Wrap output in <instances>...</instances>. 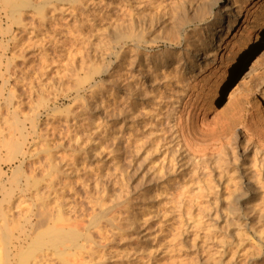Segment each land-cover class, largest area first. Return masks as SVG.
I'll return each instance as SVG.
<instances>
[{
  "label": "rangeland",
  "instance_id": "obj_1",
  "mask_svg": "<svg viewBox=\"0 0 264 264\" xmlns=\"http://www.w3.org/2000/svg\"><path fill=\"white\" fill-rule=\"evenodd\" d=\"M223 1L215 0L213 13L217 17L226 6L237 11L244 3L252 10L244 26L242 17L239 26L224 37L227 47L239 30L236 44L245 39L247 29L258 30L264 22V3L230 0L227 5ZM188 16L194 21V12ZM168 17L166 0H27L16 6L0 0V110L4 111L0 114V132L17 133V119L28 125L34 120L41 128L55 123L60 135L52 143L63 140L67 155H77L74 152L79 149L81 163L71 178L75 191L70 189L61 197L72 202L76 197L87 211L97 200L106 207L116 204L114 214L123 221L117 232L103 221L100 225L108 231L107 236H93L104 252L102 264H264L262 200L246 198L240 204L208 207L210 213L203 212V220L198 211L182 210L181 218L179 210L166 205V169L160 172L162 162L166 163V104L159 119L144 104L151 102L153 89L166 77L162 58L172 53L173 47L161 38L166 37ZM178 20L167 22L174 33L186 37L193 54L191 43L199 38L197 25L190 21L179 26ZM83 37L89 44H83ZM121 48H125V58L117 67ZM88 52L97 58L84 64ZM153 55L157 58L151 64L154 68L149 69L146 65ZM228 57L219 54L217 62L196 69L192 83L196 98L201 105L212 101L211 108L205 110L208 122L234 120L230 108L236 104L245 108L241 115L244 121L259 111L244 98L252 89L264 103V39L242 72L227 84ZM5 77L8 85H4ZM135 84L141 90L134 93ZM139 93L142 99L134 100L133 94ZM174 96L176 100L179 94ZM192 113L191 121L195 122ZM261 117L264 122V111ZM242 126L236 127L239 134ZM129 140H140L137 147L141 146L134 150L135 144H126ZM30 160L20 176L30 172L33 165L37 167L38 158ZM19 166L17 162L5 171L13 177ZM36 175L43 178L39 172ZM21 184L24 187L26 180L21 179ZM30 200L27 204L32 203ZM19 212L10 226L22 224ZM49 224L56 226V220L49 218ZM37 230L39 235L42 232L39 245L34 241L11 244L15 259L10 264H23L21 257L30 245L35 248L30 264H75L69 256L71 250L54 246V229ZM0 248L2 254L9 250L6 242H0Z\"/></svg>",
  "mask_w": 264,
  "mask_h": 264
},
{
  "label": "bare ground",
  "instance_id": "obj_2",
  "mask_svg": "<svg viewBox=\"0 0 264 264\" xmlns=\"http://www.w3.org/2000/svg\"><path fill=\"white\" fill-rule=\"evenodd\" d=\"M26 1L5 0V3L16 6ZM229 1L224 0L222 4L228 5ZM261 2L264 3V0H259L257 5ZM216 7L215 0H166V12L169 17L166 18V37L161 39L171 44L173 50L172 53L166 54V58H162L161 66L166 68V81L164 78L159 80L158 87L153 89L151 102L144 104L153 110L156 119L163 116L164 113L161 112L165 110L166 104V163L162 162L160 172L166 169V205L170 203L173 205L170 206L172 209L179 210L181 218L185 210H194L198 211L197 216L202 219L201 215H204V218L205 214H208V207L216 208L221 203L240 204L246 198L250 201L260 199L264 204V122L260 119L264 103L256 97L258 93L252 89L244 98L247 103L255 104L259 111L250 113L244 121V116L241 115L245 108L236 104L230 108L233 111L230 112L233 114L232 119H235L217 123L208 122L206 119L205 110L211 108V99L201 105L192 86L196 79V69L201 70L217 62L219 54L222 58L225 54L229 55L230 77L226 78L227 84L242 72L246 61L263 44L264 22L257 31L247 29L245 39L236 44L239 30L229 42L233 48L229 45L224 47V37L239 26L242 17L244 26L249 21L252 10L244 3L239 4L237 11H232L231 6H226L224 11L221 8L217 17L213 13ZM79 11L84 10L81 7ZM188 12H194V21L190 19ZM228 16L229 19L226 18ZM176 18H180L179 22L177 21L179 26L190 21L197 25L195 33H198L199 38L191 43L195 48L193 54L186 37L174 33L173 27L167 22L169 19L174 22ZM83 38L85 40V37ZM84 40V45L89 44L90 41L85 40V43ZM124 50L125 48H121L117 51V67L125 58ZM91 53H85L87 56L84 59L86 61H82L84 64L88 60L95 62L93 60L97 57ZM149 57L146 67L153 69L151 64L157 57ZM5 78L4 85H8L9 79ZM140 88L135 84L132 90L135 93V90L139 91ZM219 88L220 86L216 87V92ZM175 92L176 95L179 94L176 100L172 99ZM140 96L139 93L133 94L132 97L134 100L142 99ZM9 103L10 101L7 105ZM193 111L195 122L191 121ZM1 112L4 111L0 110V114ZM17 121V133L0 132V242H6L9 247L6 254L0 252V258H5V261L0 263L10 264L15 259L12 257L14 253L10 252L13 242L34 241L35 246L39 245L42 232L39 235L37 227H50L54 229V246L64 245L66 251L71 250L69 256L76 261L75 264H102L104 252L101 253L102 246L95 242L93 236H107V230L104 231L100 225L103 221L114 232L121 231L119 226L123 221L120 222V218L117 219L114 214L117 205L106 207L101 200H97L96 205L91 203V211H87L79 199L76 201V197L74 202L70 198H62L61 195L68 190L75 191L71 178L81 163L77 157L79 149L74 152L77 155H67L63 140L52 143L57 140L56 136L60 135L59 127L55 123L47 122L46 127L41 128L34 120L30 121L31 125L25 122L21 124L19 119ZM238 124L243 125L240 134L236 130ZM142 129H145V126ZM105 132L108 133L107 130ZM121 137L118 136L119 139ZM140 140H129L126 144L130 147L135 144L132 148L138 149L141 146L137 147ZM128 146L127 148H130ZM34 157L39 161L37 167L33 165L30 172L20 176L25 166L31 162L30 158ZM17 162H20V166L13 171V177H9L5 167H13ZM37 172L43 176L42 179H37ZM21 179L26 180L24 187L20 185ZM28 200L32 203L27 204ZM260 203L258 204L262 205ZM18 210L22 224L10 226L9 222H15ZM206 210L208 212H205ZM49 218L55 219L56 226L62 228L51 227ZM46 233L45 231L43 234ZM34 250L31 245L28 247L27 253L21 257L23 264H30V259L35 257Z\"/></svg>",
  "mask_w": 264,
  "mask_h": 264
}]
</instances>
